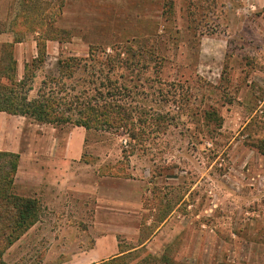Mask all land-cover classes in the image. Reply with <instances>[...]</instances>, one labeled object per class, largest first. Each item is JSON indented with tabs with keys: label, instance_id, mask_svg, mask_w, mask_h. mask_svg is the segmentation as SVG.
<instances>
[{
	"label": "rangeland",
	"instance_id": "1",
	"mask_svg": "<svg viewBox=\"0 0 264 264\" xmlns=\"http://www.w3.org/2000/svg\"><path fill=\"white\" fill-rule=\"evenodd\" d=\"M46 1L0 0L4 31V19L22 12V31L38 16L53 23L20 47L35 76L29 99L43 92L75 121L66 107L97 95L89 82L112 83L127 89L115 99L146 135L133 141L101 123L86 130L84 156L64 168V183L34 191L39 222L4 264H99L120 256L98 260L118 245L183 264H264V0ZM46 38L61 43L47 41L34 70ZM119 49L132 65L109 72L92 63L59 80L61 57ZM73 127L57 125L62 136Z\"/></svg>",
	"mask_w": 264,
	"mask_h": 264
},
{
	"label": "trees",
	"instance_id": "2",
	"mask_svg": "<svg viewBox=\"0 0 264 264\" xmlns=\"http://www.w3.org/2000/svg\"><path fill=\"white\" fill-rule=\"evenodd\" d=\"M16 22L18 33L25 31L40 33L37 25L44 26L48 22L47 16L35 18L36 27L21 30L20 22ZM53 24V23H50ZM14 26V27H15ZM20 39V38H19ZM55 40L61 43L59 39L46 38L37 44L39 57L32 61L31 66L34 70L39 68V64H44L46 58V42ZM8 53L1 59L7 63L0 69V112H6L10 115H20L28 117L37 123H44L57 126L59 124H73L77 127H83L86 130L94 129V124H100L107 127L126 128L131 133L133 141L141 142L146 132L136 131L135 124L131 123V115L126 107V103L115 99L119 90H127L124 87H114L112 83L89 82L90 86L95 85L94 92L97 93L90 100L82 101L81 97H75V102H70L66 110L76 114V119L72 120L69 116L59 112L61 102L54 98H47L43 92L38 97L31 100L29 95L33 90L32 86H27V81L34 79L33 73L29 74V65L26 66V73L23 80L19 81L16 75L17 63L13 58V46H7ZM95 51H92L88 59L76 57H61L58 60L59 80L71 78L82 67L86 70L87 65L92 63L113 72L118 68H124L132 65L129 60L124 58V54L119 49L113 51V54L102 56L100 59ZM138 52H131V59H135ZM90 66V67H91ZM100 76L94 74L93 77ZM99 78V77H98ZM53 79V78H52ZM56 79V78H54ZM57 80V79H56ZM55 80V81H56ZM141 79L138 78V82ZM46 84V83H45ZM86 93V91H84ZM75 104V106H74ZM73 107H75L73 109ZM216 114V113H215ZM20 157L18 155L0 153V264H4L3 257L16 242H18L28 231H30L38 222L41 213V205L37 198L22 197L15 192V177L18 170ZM120 256L99 264H183L176 262L169 255L156 257L147 253L141 248L140 253L136 249L131 251H122L119 245Z\"/></svg>",
	"mask_w": 264,
	"mask_h": 264
},
{
	"label": "crops",
	"instance_id": "3",
	"mask_svg": "<svg viewBox=\"0 0 264 264\" xmlns=\"http://www.w3.org/2000/svg\"><path fill=\"white\" fill-rule=\"evenodd\" d=\"M41 2L47 3L46 0H41ZM23 16L24 13L22 12L10 19L6 17L4 21L10 20L11 24L9 25L11 28L6 31L0 29V69L6 65L1 60L4 57L5 48L13 46L12 54L17 63L16 75L19 81L23 80L28 65L21 57L20 47L23 46L25 37L37 34L28 31L23 34L18 33V27L15 25L18 20L21 21L24 18ZM1 21H3V16H0ZM37 35L40 36L39 33ZM14 50L18 51L16 58L14 57ZM86 135L87 131L83 127H73L62 136L57 126L37 123L25 116L0 112V153L20 157L14 183L17 195L34 197L37 195L36 192L43 189L44 186H55L60 185V182L64 183L61 179L64 168L69 164L80 162L84 156ZM105 183L107 181L100 183V187L105 188ZM136 184L135 181L124 182L126 187H136ZM37 188L39 190H36ZM139 189V192H141V187ZM133 194L138 195L137 189ZM132 200L136 199L132 198ZM138 206L139 204H133L131 207L137 209ZM118 249L119 245L109 250L104 249V252L110 251V254L102 256L99 253L98 260L113 256ZM118 255H120V251ZM116 256L115 254L114 257Z\"/></svg>",
	"mask_w": 264,
	"mask_h": 264
}]
</instances>
